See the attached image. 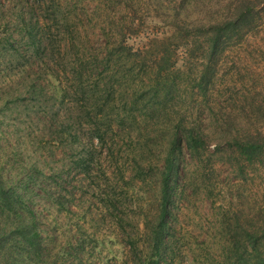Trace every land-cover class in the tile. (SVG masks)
<instances>
[{
    "label": "trees",
    "instance_id": "trees-1",
    "mask_svg": "<svg viewBox=\"0 0 264 264\" xmlns=\"http://www.w3.org/2000/svg\"><path fill=\"white\" fill-rule=\"evenodd\" d=\"M258 3L259 0L227 2L223 11H216L221 14L215 18V11L209 5L207 10L212 19L207 16L201 21L200 14L204 16L201 11L206 10L201 0H178L172 8L171 23L163 26L161 35L158 31L152 37L147 35L145 41H148L136 49L127 41L144 34L146 23L136 21L128 7L123 10L128 17L119 26L118 32L122 35L117 42L108 39L114 26L106 22L103 25L104 47L123 61L124 76L132 78L130 71L139 69L137 80L133 81L136 84L133 95L142 98L148 94L151 101L160 97L157 104L150 99L142 103L149 106V114L157 107L161 119H165V128L159 134H168V141L158 169L151 165L148 171L140 165L136 169L137 160L133 159L135 169L122 173L119 168L116 171L120 177H110L106 172L102 175L104 178L99 173L94 176L91 147L94 141L101 145L106 133L104 126H110L98 119L110 113H103L107 96H100L96 103L86 102L89 93L79 80L80 69L70 77L64 72L45 74L47 79L52 78L50 85L55 100L64 102L62 79L69 83L73 92L70 103L82 114L76 115L75 123L89 129L83 136L74 129V123L49 134L52 148H65L63 151L69 155L64 167L50 170L48 174L36 165L16 166L14 161L21 155L24 143L18 142L19 131L15 127L12 130L0 127V264H176L182 263L178 261L179 256L185 264V254L187 264H197L194 250L190 249L189 238L193 235L179 227L180 214H196V196L209 202L212 222L210 241L205 237L207 253L221 257V264H264V102L254 103L242 97L238 118L232 106L216 102L215 89L221 82L216 73L226 50L242 49L247 35L257 32L260 25L257 19L264 11V4L262 11L257 9ZM61 6L60 0L0 2V55L6 54L9 66L30 60L31 56L44 58V51L54 60L55 48L67 51L68 45L72 46V38H59L52 32V29L60 31L66 24ZM191 15L195 17L189 21ZM244 61L241 58L232 66ZM104 62H108L107 57ZM12 69L13 75H20L22 83L25 78L22 70L18 66ZM83 72L86 74L84 69ZM147 72L153 76L148 89L144 85ZM4 89H0V124L7 112L20 113L17 109L26 106L23 93L15 95L14 89ZM226 90L232 98L231 90ZM254 91L248 89L246 94L252 96ZM24 92L31 96L32 109L42 108L39 96L42 92H36L35 85L29 84ZM238 94H234L237 97L231 102L240 98ZM185 96L190 100H184ZM176 97L180 100L175 104ZM101 100L103 103L98 104ZM132 105L139 104L133 101ZM202 108L209 113L207 126L200 119ZM133 110L130 117L123 111L120 122L130 118L134 121ZM51 120L55 119L51 117ZM218 164H221L219 169ZM189 166L191 169L186 171L184 168ZM222 169L226 174L220 173ZM154 170L157 174L148 179ZM229 175L235 180L228 182L225 176ZM148 181L155 185L156 195L151 206L155 208L152 214L144 212L137 225L134 217L124 211L123 202L131 195L137 202L146 204L148 191L140 193L138 189L149 184ZM77 190L86 191L93 198L87 206L89 215L91 205L96 207L95 218L91 220L111 221L113 239H94V234L89 238L87 229L77 223V227L68 230L67 239L60 241L59 221L53 224L51 232L41 226L43 210L76 215ZM78 214L77 220L86 217L84 209ZM113 240L124 251L118 259L114 255L111 259L106 257L110 253L107 242Z\"/></svg>",
    "mask_w": 264,
    "mask_h": 264
},
{
    "label": "rangeland",
    "instance_id": "rangeland-1",
    "mask_svg": "<svg viewBox=\"0 0 264 264\" xmlns=\"http://www.w3.org/2000/svg\"><path fill=\"white\" fill-rule=\"evenodd\" d=\"M5 1L6 0H0ZM60 0L62 2L61 12L66 17V24L60 27V31L52 29L53 33H57L59 38H72V46L68 45L67 51L56 50L52 51V56L54 60H51L47 51L43 56L37 57L31 56V59L23 60L21 64L13 63L9 66L8 57H2L0 55V89L5 88L4 90H15L12 91L15 95L23 93L26 97L23 106L16 108L20 113H6V118L3 120V123L0 124V127H3L6 130H12L15 127L19 131V143H24L22 146V153L17 158L14 163L19 166L27 165H36L38 168L43 169L44 173L50 174V170H56L59 167H64L67 163L68 153L64 152L65 148H52V144L49 141V134L58 131L61 128H68V124H74L76 115H82L79 112V108L72 105L70 100L72 97V88L69 89V83H65V80L62 79L64 91L66 93V98L64 102L55 100L53 98L51 87V79H47L45 74L48 72H59L65 73L66 77H70L71 73L80 69L82 75L79 77V80L84 82V87L89 93V98H86V102L90 100L91 103H96L100 96H107L108 103L103 104V113H110L102 118L106 124L110 123V126L105 125L106 133L104 139L101 142V145H97L94 141L91 147V152L93 153L92 157L94 158V176L95 173H99L102 178L104 172L107 173L110 177L114 175L120 177L117 174L119 168L122 173L124 170H131L133 165V159L137 160V167L140 165L142 169L148 171V165L158 169L164 159L165 145L168 141V134H159V130H164L165 119H161L157 107H153L154 110L151 114L147 112L149 106H142L143 102L151 101V95L144 94L142 98L135 97L133 95L135 92L133 89L136 84L133 81L137 80L138 68L133 71H130V76H124L125 68L123 61L112 56L109 49L104 47V37L102 31H104V24L109 23L114 26L113 30L109 33L108 39L112 42H117L120 38L119 26L122 25L127 20V14L123 12L125 7H128L129 10L133 13V18L136 21H142L146 23V28L143 30L144 34L139 37H131L127 43L132 45L134 49L140 47L142 43H146L145 37L150 35L152 37L153 33L157 32L161 35L163 31V26L170 24L172 8L176 5L178 0ZM235 0H201V3L206 7V10L201 11L204 16L200 14L199 18L201 21L205 17H211L207 9L210 5V9L214 10L213 18L217 17L221 13L216 11H223V6L229 2L232 3ZM264 0H259L257 9L263 10ZM7 5V3H6ZM190 7V6H189ZM256 9V10H257ZM207 11V12H206ZM142 16L140 19L139 17ZM195 16H190L189 21ZM257 18V17H256ZM212 19V17L210 18ZM260 22L257 32L254 31L249 36L247 35L246 42L242 49H229L226 50V57L219 62L218 73L216 77L220 82L219 86H216V102L219 101L224 103V105L232 106L235 110L234 115H237L238 118L241 116L238 115L240 111V102L242 97H247L250 99V102L260 103L264 102V11L260 13V19H257ZM123 22V23H122ZM53 39V38H52ZM44 50L47 46V40L43 42ZM250 53V55H248ZM5 53V52H4ZM104 57H107L108 62H104ZM245 59L244 62L232 66L233 62L238 61L239 59ZM44 61V66H43ZM18 66L19 70L24 73L23 82L20 81V75L16 76L14 74L13 67ZM230 66V68H229ZM235 67H237L235 69ZM86 72V74L83 72ZM92 70V73H91ZM106 70V72H103ZM132 74V75H131ZM63 78L62 75H59ZM153 78L149 72H147L144 77V85L148 89V85L151 87L150 79ZM253 81L255 83L252 86ZM19 83H21L19 85ZM61 83V84H62ZM35 85L36 92L40 91V105L41 109H32V99L30 95H27L24 92L28 85ZM59 86L60 84H56ZM229 86V87H228ZM41 88V89H40ZM227 88H229L232 98L237 97L234 94L238 92L239 99H236L234 102H231L232 98L229 97ZM254 89L252 96L246 94L248 89ZM3 90V91H4ZM222 93L224 95H222ZM242 94V95H241ZM160 98V97H159ZM158 97L152 99L151 102L157 104L159 101ZM228 98L229 101H227ZM180 99L176 97L174 103L176 104ZM184 100H190L187 96L184 97ZM139 105H132V102ZM101 100L98 104H102ZM9 107H12L14 104H8ZM54 105V106H53ZM132 105V106H131ZM243 104H241L242 106ZM138 106L137 110H133L134 107ZM30 109H32L30 111ZM131 110H133L134 121L124 120L120 122V119L123 117V111L125 115L129 113L131 115ZM54 111H57L58 115ZM237 112V113H236ZM94 114V112H92ZM208 111L202 108L200 119L203 121V125L207 126L206 121L208 117ZM53 117L55 120H51ZM146 123H144V121ZM130 121L132 126H129ZM48 123V124H47ZM51 127H50V126ZM61 125V127H59ZM93 124L91 123V132ZM74 129L79 131L83 136L87 135L89 127L76 124ZM73 129V130H74ZM46 131V132H45ZM208 131V129L206 130ZM44 134V137H41ZM94 149V150H93ZM66 150V149H65ZM18 153V152H17ZM19 154V153H18ZM7 161L6 157L3 160ZM97 163V164H96ZM10 165H15L9 162ZM9 165V166H10ZM185 167V163H182ZM219 169L221 164L216 165ZM182 169V166H181ZM186 171L191 169V166L184 168ZM54 170V171H55ZM137 171V170H136ZM53 173V172H52ZM134 173V172H133ZM226 174L224 169L220 172ZM130 174V173H129ZM128 174V175H129ZM147 173L143 174L146 175ZM156 171H152L150 177L156 175ZM142 175V176H143ZM97 176V175H96ZM128 177V176H127ZM222 176L221 178H223ZM228 182H232L235 179L231 178L229 175L226 177ZM223 180V179H222ZM146 184L144 187L138 189L141 192L148 191L147 203L143 204L137 202L131 195H128L127 199L124 200L123 205L125 204V212L128 216L134 217L135 224L139 225L140 220L143 218V214L154 212L155 205L153 207L152 203L155 200L156 190L153 188L155 185L150 183ZM78 197L75 200L77 208H74L78 213H81L82 209L86 212V217L81 220H77L76 215L65 216L64 213H56L51 210H43L40 213L42 217L41 226L44 229H47L51 232V228L56 221H59V224L62 225L61 230L58 228V232L61 234V240L64 241L67 239L69 234L68 230L71 227H77V223L81 227L87 229V237H91L92 234L94 239H104L108 241L110 236L112 225L111 221L103 222L102 220H91L96 213V207L91 205V215L87 210L89 206V201L92 200V197H89L86 191L77 190L75 192ZM91 193V191L89 192ZM196 206L194 208L196 214H184L179 215V227L184 231L188 232L193 237H190V249L194 250V253L197 257V264L199 263H216L221 264V257L213 255L212 253H207L205 244L207 241L205 237H208L210 241V225L212 222L211 213L209 210V202L203 200L200 197L196 196ZM202 202H201V201ZM243 201V200H242ZM184 212V211H182ZM95 218V217H94ZM140 227V226H139ZM76 228H74L75 230ZM208 229V231H207ZM195 238V241H194ZM61 244L63 242H60ZM107 249L110 253H106V257L111 259L114 255L117 259L122 257L124 251L121 245L118 242L108 243ZM185 257L188 262V258L185 254ZM110 263L111 261L108 260ZM178 261L184 264L181 256L178 257ZM187 262L185 264H187Z\"/></svg>",
    "mask_w": 264,
    "mask_h": 264
}]
</instances>
